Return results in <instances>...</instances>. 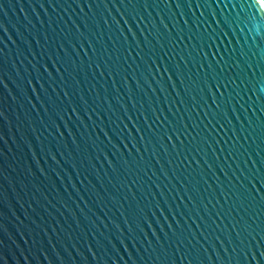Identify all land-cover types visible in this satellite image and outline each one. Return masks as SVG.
Returning a JSON list of instances; mask_svg holds the SVG:
<instances>
[{"label":"water","instance_id":"obj_1","mask_svg":"<svg viewBox=\"0 0 264 264\" xmlns=\"http://www.w3.org/2000/svg\"><path fill=\"white\" fill-rule=\"evenodd\" d=\"M0 264H264V0H0Z\"/></svg>","mask_w":264,"mask_h":264}]
</instances>
